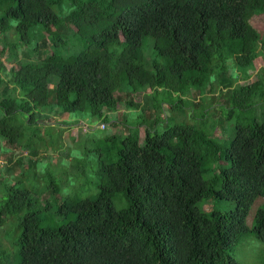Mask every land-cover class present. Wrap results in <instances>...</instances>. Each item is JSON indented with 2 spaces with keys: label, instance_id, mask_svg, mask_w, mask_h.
Segmentation results:
<instances>
[{
  "label": "trees",
  "instance_id": "16d2710c",
  "mask_svg": "<svg viewBox=\"0 0 264 264\" xmlns=\"http://www.w3.org/2000/svg\"><path fill=\"white\" fill-rule=\"evenodd\" d=\"M58 1L0 0V54L14 60L0 64V141L18 150L9 172L21 170L0 185V264H239L229 250L249 233L264 245V76L249 75L264 60V0H70L63 17ZM70 26L86 42L73 53ZM118 104L141 110L127 134L89 138L86 120L85 141L67 147L82 141L85 158L99 144L93 190L57 199L23 185L54 143L48 119L79 112L105 131ZM173 109L195 120L157 134ZM210 200L236 205L204 209Z\"/></svg>",
  "mask_w": 264,
  "mask_h": 264
},
{
  "label": "rangeland",
  "instance_id": "374dc122",
  "mask_svg": "<svg viewBox=\"0 0 264 264\" xmlns=\"http://www.w3.org/2000/svg\"><path fill=\"white\" fill-rule=\"evenodd\" d=\"M69 2L70 0H60L58 1V3L53 4V9L60 17H63L64 15L63 10H66ZM254 22L259 30L264 31V15H259L255 17ZM52 30L55 31L54 28H52ZM74 32L75 30L73 26H70L69 30L66 32L67 37L70 36V38H72ZM45 35L49 37L48 33ZM85 46H86V42L84 39H80L77 36L73 37L70 41L69 46L67 47V49H69L68 53H73L76 50H82ZM0 48H2L1 45ZM20 50L21 48L18 49V51ZM51 50H47V53H50ZM148 50L149 49L147 48V45L144 44V51L146 54ZM9 54H10V50L8 47L6 48L4 54L2 55L0 54V64L3 65L6 68V70H9L12 64L14 63V60L11 61L7 60ZM38 58L39 55L36 53L33 59H38ZM249 75L251 77V81H255L256 79H261L264 76L263 58L259 57L254 61V69L252 71H249ZM251 81L241 80L239 84L246 85L249 84ZM196 93L191 94V97L195 98ZM117 94L118 97H120L122 100H126L129 97V95L126 92L117 93ZM130 97L133 98L135 104L145 102L142 93L136 95L134 94ZM206 98L210 99L211 96L207 95ZM215 98L216 99L214 101H218L219 97L216 96ZM167 102L169 103L171 101H167ZM212 104L214 103L209 102L207 105L211 106L210 110L212 111V113L216 112L218 114L216 107L212 106ZM257 106H258L256 112L257 114H261L262 112H264V104ZM130 108H136V107L134 106L125 107L118 104L115 113L110 114V124H112V122L114 121V124H116V126H113L112 124L108 126L105 131L98 129L96 119H92L91 123H89V118L87 119V117L81 116L79 112L64 113L63 118L61 116L56 118L55 115H53L52 118L47 120V122L51 123L52 125H55V129L53 131V140L52 139L49 140L50 143L52 141L54 143L52 144V147H50L46 152L44 151L45 154V155L43 154L44 158L38 161L37 165H35L36 163L34 164V168L36 169V172L31 173L33 179H24L23 181H21L23 185L27 189H29V191H31L34 194V196H38V194L41 193V191L44 188H53L54 190L58 189L59 195L54 194V197L57 199H59V196L65 197L67 195H73V194L84 195L86 191L93 190L92 184L94 182V176H95L94 173L96 170L95 167L98 162L97 146L99 144L93 142V139H91L92 142L86 143L85 149L87 150L90 149V151H88L90 155L85 158L82 156V154H80L81 149L79 145L82 141H85L86 139L84 133L87 131L88 124H90L89 127L90 129H92L91 130L92 132L88 136L89 138H92L94 136L107 137L113 135L114 133H117L119 135L127 134L128 123L133 121L136 122L141 119V114H140L141 110H134ZM175 111L177 110L176 109L170 111L168 110L167 112L168 114H166V117L161 119L160 122L156 124V126L154 125V131L157 134L162 133L164 129H166V127L169 125H173L175 123H183V122L185 123L195 120L192 117H190L191 115L190 110H187V115L190 119L188 121L179 118L178 113L174 114ZM219 111L223 113L226 110L220 107ZM147 115L149 116L148 111H147ZM196 116L199 117V115ZM42 119L43 118L40 117L38 119V122H40ZM64 119L66 121L73 122V120H75L77 122L66 123L63 121ZM149 119L151 121V117H149ZM86 120L88 124L85 122ZM216 120H217L216 118L208 117L207 122L210 123L209 125L214 126L215 124H213V122H215ZM99 126L102 127L101 124H99ZM145 127H147L146 123L144 126H140L142 139L145 138ZM61 129L65 130L63 135ZM212 129H208V131L210 130L212 131ZM217 131H218L217 133L218 137H225L224 131L219 129V127H217ZM72 138H74V140ZM80 138H84V139L78 144V147H76L73 150L67 148L72 146L74 143H76V141ZM0 147L4 148L3 151L0 150V185H1L4 179H8L11 180V182H13L12 177L19 176L21 170H16L14 173L9 172V168L12 166L14 161L19 157L18 150L17 149L8 150V146L2 141H0ZM99 148L102 149L101 146H99ZM56 150H60L62 152L53 153ZM24 155L25 154L23 153V156ZM52 156L54 158H52ZM58 157H63V158L56 159ZM33 161H36V158H34ZM78 171L79 173L74 175V172H78ZM47 197L48 194H43L41 199L45 200ZM259 200L261 201V199ZM258 201H255V203L252 205L249 211V214L247 215L249 225H251V217L255 212ZM212 205L214 209L220 211H230L235 208L236 203L233 200H213L212 203V201L210 200L207 203H205L203 207L204 209L209 210L212 208ZM3 236L9 243H11L10 240L12 241V239L14 238V236L10 234L7 235L3 234ZM10 248L13 249L12 244H10ZM229 253L231 256L235 257V259L239 262V264H264V245H262L259 241L255 240L252 233H249L236 248L230 249Z\"/></svg>",
  "mask_w": 264,
  "mask_h": 264
}]
</instances>
